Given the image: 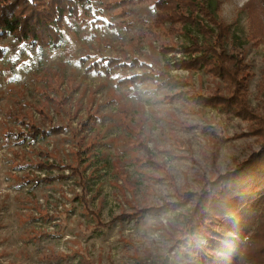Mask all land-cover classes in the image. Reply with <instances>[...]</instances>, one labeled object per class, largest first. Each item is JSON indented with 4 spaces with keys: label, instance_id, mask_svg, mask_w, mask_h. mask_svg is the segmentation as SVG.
I'll use <instances>...</instances> for the list:
<instances>
[{
    "label": "rangeland",
    "instance_id": "374dc122",
    "mask_svg": "<svg viewBox=\"0 0 264 264\" xmlns=\"http://www.w3.org/2000/svg\"><path fill=\"white\" fill-rule=\"evenodd\" d=\"M116 1L106 0L100 20L66 26L58 50L0 38V264H199L186 234L194 202H182L183 195L261 148L249 120L196 98L223 80L177 66L187 57L182 51H162L190 45L192 35L202 39L196 27L155 25L157 0ZM213 4L245 47L250 103L261 109L264 0ZM110 57L122 65L109 64ZM144 71L184 82L169 86L150 78L131 88L122 82ZM25 117L61 129L32 142ZM62 173L67 177L57 178ZM37 176L56 179L30 180ZM241 222L254 226L251 217ZM222 226L235 236L238 227ZM198 240L206 242L202 235ZM235 249L230 242L216 260L233 264Z\"/></svg>",
    "mask_w": 264,
    "mask_h": 264
},
{
    "label": "trees",
    "instance_id": "16d2710c",
    "mask_svg": "<svg viewBox=\"0 0 264 264\" xmlns=\"http://www.w3.org/2000/svg\"><path fill=\"white\" fill-rule=\"evenodd\" d=\"M129 1L133 0H118L115 4ZM215 1L219 5L220 0ZM105 2L106 0H98V3L95 0H0V38L13 37L17 42L35 44L51 51L58 50L65 38L64 28L73 27L77 21L90 24L93 18H96L95 21L100 20L98 16ZM213 5V0H157L155 25L162 26L167 22L173 25L192 24L202 35V39L198 35H192L190 45H163L162 51H182L187 57L179 59L177 66L188 70L203 69L223 80L221 88L215 89L208 96L199 95L196 98L206 105L249 120L251 132L261 138V148L253 151L234 169L210 178L196 193L186 192L183 195L182 202H194V209L186 214V234L193 240L199 264H222L216 260L217 251L227 249L230 242L236 248L231 252L233 264H264V106L258 109L250 103L248 84L251 73L245 47L237 34L232 32L231 25L217 16V9ZM3 54L0 48V56ZM109 64L122 65L114 57L109 58ZM141 64L150 63L142 61ZM93 65L109 72L108 66L100 61H95ZM150 78L162 79L169 86L184 82L161 71H144L124 76L122 82L131 88L136 81ZM258 89L264 103V80L260 82ZM21 122L26 125V137L32 142L40 136H49L51 132L61 129L59 126L44 129L29 117ZM21 134L24 133H17ZM45 153L48 157L51 156V153ZM37 165L50 170L54 167L66 169L62 163L56 162H39ZM71 168L74 172H79V167L71 165ZM66 177L62 173L57 178ZM54 179L55 176H37L30 180L38 183L52 182ZM179 205L182 204H175ZM168 208L169 205L142 208L136 213H125L122 217ZM244 216L254 219L252 229L248 230L241 222ZM99 223L106 226V223ZM223 223H227L229 227H238L234 237L227 227L223 228ZM200 235L206 239L205 243L198 240Z\"/></svg>",
    "mask_w": 264,
    "mask_h": 264
}]
</instances>
